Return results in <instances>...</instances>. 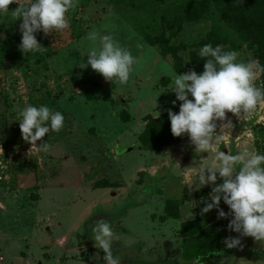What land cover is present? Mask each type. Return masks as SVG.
Returning <instances> with one entry per match:
<instances>
[{"label":"rangeland","instance_id":"374dc122","mask_svg":"<svg viewBox=\"0 0 264 264\" xmlns=\"http://www.w3.org/2000/svg\"><path fill=\"white\" fill-rule=\"evenodd\" d=\"M186 1L74 0L65 14L68 27L35 33L44 49L27 54L18 47L20 18L13 11L29 0H12L0 14V264H106L89 246L99 219L112 227L119 264H264V241L231 232L223 219L207 226L239 237L236 247L219 257L182 258L180 223L209 199L213 185L200 186L197 175L214 153L194 149L187 134L155 151L137 138L155 111H178L180 102L173 104L167 89L172 73L194 71L190 52L210 32L230 43L238 60H256L254 47L212 5L202 18L182 20ZM93 27L111 31L139 57L125 85L79 67L87 58L83 38ZM160 35L176 47L179 67L173 53L146 41ZM254 84L262 85L261 74ZM25 105L61 112L63 127L28 143L18 127ZM225 120L232 125L226 132L216 121L220 151L246 147L264 154V104L250 116L226 112ZM41 142L46 151L37 148ZM201 188L208 194L198 199ZM167 199L178 200V218L165 215ZM219 208L228 212L222 201Z\"/></svg>","mask_w":264,"mask_h":264},{"label":"clouds","instance_id":"9594fccd","mask_svg":"<svg viewBox=\"0 0 264 264\" xmlns=\"http://www.w3.org/2000/svg\"><path fill=\"white\" fill-rule=\"evenodd\" d=\"M10 3L12 0H0V14L8 11ZM73 6L74 0H29L27 5L16 7L13 15L20 18L19 49L25 54L42 51L44 47L38 43L35 33L66 29L69 21L65 14ZM82 47L81 56L86 54L87 58L79 67H90L114 85H125L133 66L139 63V57L111 31L93 27L85 34ZM197 55L203 60L199 74L191 69L181 74L173 72L167 87L175 96L172 103L180 102L175 113L167 110L170 133L173 137L187 134L194 149L214 153L211 165L202 168L197 175L200 186L213 185L210 202L204 203L201 213L215 208L219 219L230 215L226 229L254 241H264V154L246 147L235 154L222 152L217 146L222 137L215 132L216 121L222 122L220 131L231 129V122L225 120L226 112L250 116L258 105L264 104V85L254 84L264 73V65L255 59L238 60L237 51L224 50L220 45L204 44ZM158 115L155 111V117ZM18 117L21 138L30 144L50 130L59 131L64 121L61 112L50 110L46 105H25ZM37 148L46 151L48 144L41 142ZM221 201L227 206V213L219 208ZM91 231L94 247L103 253L106 264H119V257L114 255V233L109 222L99 219ZM239 243V237L224 239L228 248Z\"/></svg>","mask_w":264,"mask_h":264},{"label":"trees","instance_id":"16d2710c","mask_svg":"<svg viewBox=\"0 0 264 264\" xmlns=\"http://www.w3.org/2000/svg\"><path fill=\"white\" fill-rule=\"evenodd\" d=\"M185 5L186 10L182 20L187 21L202 18L209 6L212 5L233 32L254 47L256 60L264 65V0H187ZM182 20L178 22L180 23ZM146 41L152 45H158L163 51L173 53L176 56V47L169 45L167 36L147 37ZM204 44L220 45L224 50L233 48L230 43L219 38L213 32H210L201 41L200 46ZM198 49L192 50L189 55L190 64L197 74L202 70L203 65V60L197 55ZM176 62L179 67L180 59L178 56H176ZM261 84L264 85V73L261 74ZM171 110L175 113V110ZM184 135L179 137L171 135L166 111L155 118L148 116L144 129L137 138L143 149L155 151L176 144ZM219 182L220 180L217 179V183ZM206 193V188L198 189L196 197L200 199L208 194ZM205 202H210V200L206 199L200 204L196 211V217L180 223L181 244L178 251L184 259L198 260L205 257H219L225 255L230 249L225 246L224 239L232 237L233 233L227 231L229 234H224L225 228L222 231H217L207 226L219 218H217L216 209L201 213L200 210ZM178 204V200L167 199L164 207L165 215L178 218ZM229 219H231L230 215L223 221Z\"/></svg>","mask_w":264,"mask_h":264},{"label":"water","instance_id":"95a60500","mask_svg":"<svg viewBox=\"0 0 264 264\" xmlns=\"http://www.w3.org/2000/svg\"><path fill=\"white\" fill-rule=\"evenodd\" d=\"M182 161H183V163H187V161H188V155H185V156L183 157Z\"/></svg>","mask_w":264,"mask_h":264},{"label":"crops","instance_id":"0c3cea01","mask_svg":"<svg viewBox=\"0 0 264 264\" xmlns=\"http://www.w3.org/2000/svg\"><path fill=\"white\" fill-rule=\"evenodd\" d=\"M89 246H92L91 248H94V245H89ZM67 251H68V252H69V251H72V252H73V251H77V248L69 249V250H67Z\"/></svg>","mask_w":264,"mask_h":264}]
</instances>
